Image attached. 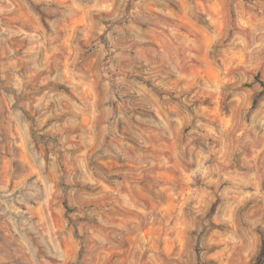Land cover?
<instances>
[{"label":"rangeland","instance_id":"obj_1","mask_svg":"<svg viewBox=\"0 0 264 264\" xmlns=\"http://www.w3.org/2000/svg\"><path fill=\"white\" fill-rule=\"evenodd\" d=\"M129 1L0 0V264H264V0Z\"/></svg>","mask_w":264,"mask_h":264},{"label":"trees","instance_id":"obj_2","mask_svg":"<svg viewBox=\"0 0 264 264\" xmlns=\"http://www.w3.org/2000/svg\"><path fill=\"white\" fill-rule=\"evenodd\" d=\"M131 1L132 0H130L129 3H128L127 9H126V14L128 13V10L130 8ZM98 42H100V38H98L94 43H98ZM105 48L107 50V57H106V60H105V62H106L105 68H106L107 67V63L110 60L111 55L113 54L114 51H113V49L111 48V46L109 45V43L107 41H105ZM258 79H259L260 83L262 84V86L264 88V80L263 79H260V78H258ZM38 137L42 138L43 136H38Z\"/></svg>","mask_w":264,"mask_h":264}]
</instances>
